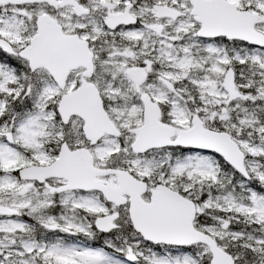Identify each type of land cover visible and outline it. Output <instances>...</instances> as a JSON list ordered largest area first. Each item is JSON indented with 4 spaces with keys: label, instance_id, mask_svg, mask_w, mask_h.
I'll return each mask as SVG.
<instances>
[{
    "label": "snow or ice",
    "instance_id": "snow-or-ice-1",
    "mask_svg": "<svg viewBox=\"0 0 264 264\" xmlns=\"http://www.w3.org/2000/svg\"><path fill=\"white\" fill-rule=\"evenodd\" d=\"M0 264H264V0H0Z\"/></svg>",
    "mask_w": 264,
    "mask_h": 264
}]
</instances>
